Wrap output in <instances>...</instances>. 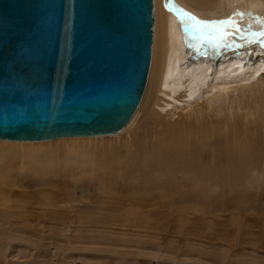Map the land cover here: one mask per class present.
Instances as JSON below:
<instances>
[{
  "label": "rangeland",
  "instance_id": "1",
  "mask_svg": "<svg viewBox=\"0 0 264 264\" xmlns=\"http://www.w3.org/2000/svg\"><path fill=\"white\" fill-rule=\"evenodd\" d=\"M179 3L168 0L193 19L182 29L195 51L212 35L194 38L196 30L222 4L205 11ZM156 13L155 0L150 71ZM218 37L222 48L204 77L188 52L178 60V91H159L155 78L144 101L147 82L117 134L0 138V264H264V43ZM238 49L243 64L232 61L243 57L230 54ZM211 117L222 120L217 142L219 130L203 127ZM210 140L223 165L204 161Z\"/></svg>",
  "mask_w": 264,
  "mask_h": 264
},
{
  "label": "water",
  "instance_id": "2",
  "mask_svg": "<svg viewBox=\"0 0 264 264\" xmlns=\"http://www.w3.org/2000/svg\"><path fill=\"white\" fill-rule=\"evenodd\" d=\"M155 0H0V138L117 134L148 82Z\"/></svg>",
  "mask_w": 264,
  "mask_h": 264
},
{
  "label": "bare ground",
  "instance_id": "3",
  "mask_svg": "<svg viewBox=\"0 0 264 264\" xmlns=\"http://www.w3.org/2000/svg\"><path fill=\"white\" fill-rule=\"evenodd\" d=\"M156 1H157V13H156L155 56H154L152 68L150 71L151 74H150V78L148 80V87H147L146 96H144V101L146 100L147 95L150 92V87L152 85L155 86V78H156V82H157L156 87H157V89L159 87V91H162V89H161L162 87H164L165 89H168L170 92L176 93L178 91L179 85L181 84L180 82L182 79V77H180V73L182 71L180 70V66H178V64L182 61H180L178 63V60L181 58L182 59L186 58V54L188 52L192 54V57H190V59L195 57V61H196L195 63H197V65L199 66L198 68L202 69L201 73L198 75V78H201V76L204 77L206 70L212 64L214 57L216 56L217 51H219V48H222V47H219V43L221 41L220 39H218V41L215 42V39H217L215 37H217V36H220L222 38V40H224V41L226 40L227 42L229 39L230 40L229 43H231V40L232 41L235 40V43H237V40L240 42L246 41L248 43H250L252 40H258V41H263V43H264V26H260L259 29H254V28L258 27L257 23L248 22L246 24V22H245L246 16L249 18H253V19L256 18V19H258L259 22H264V19H262L260 16L256 15L254 12H252V10L257 12V13L261 12L260 14L264 17V3L260 2L259 0H256V1L252 0V2L255 1L258 4V5H256L257 7L250 5L249 4L250 0H177L178 3L179 2L187 3V4H190L189 6H192L194 8H198V9H202L205 11L206 10L211 11V9H214L216 6H218V4H219V6L222 4V6H220L221 11L216 10L218 13H214V14L211 13V15H208L207 18L210 19L211 23H209L207 27H203L204 29L196 30L198 32L195 33L196 35L194 38L201 35L202 31H207L208 33H212V35L210 36L211 38L208 37L207 40H205L204 42H201V44H199L200 46H197L195 51H191L192 50L191 48L193 47V45H192L193 43L185 34H183L184 30L182 29L184 27V25L188 27L189 20L193 21V19H189L187 21H185L184 19H181V17H180V15L182 14V13H180L181 11L176 9V7H175V10L173 9L175 4L172 5L173 8L168 6V0H156ZM179 4H182V3H179ZM251 6H253L254 8H252ZM228 16L230 18L228 19V21H226V23L222 22V21L219 22V20L226 18ZM248 28H250V29H248ZM237 31L239 32V34L236 33ZM224 35H225V37H224ZM220 37H218V38H220ZM198 53H199V55H198ZM233 53H240V55L243 54L242 58L236 57V58L232 59V61L234 63L243 64L245 61L243 59H245V57L247 56L246 50L245 49H241V50L238 49V50L230 51V54H233ZM188 59H189V57H188ZM186 61H188V60H186ZM183 70H185V69L183 68ZM179 77H180V79H179ZM170 92L163 91V93H166L167 95L171 94ZM209 121H210L209 122L210 125L206 124L203 126L204 128H206L210 131L213 128L214 133L217 130H219L215 134L219 133L220 131H223L222 127H221V129L220 128H218L217 130L215 129L216 124L219 122H222V120H217V118L211 117V119ZM197 133H198V131H197ZM206 133H208V132H206ZM219 136H220V133H219ZM74 137H78V136H74ZM202 137H201V139H202ZM212 138H215V140H214L215 142L222 140V137L221 136L217 137V135L213 136ZM195 139L196 138H194V140ZM49 140H51V139H49ZM205 140H206V138H205ZM8 141H10V140H8ZM12 141H14V140H12ZM14 142H16V141H14ZM17 142H23V141H17ZM217 145H218V143H217ZM55 146H57V144ZM213 146H215V145H214L213 141H211V140L206 143V146H204V148L205 149L209 148V150L206 149V152L203 156V158L205 160L204 159L203 160L208 162V163H209V161L211 162L212 160H217L218 166H220L221 164L223 165V162H225L226 158L224 157V155H222V152L217 153L215 151L212 155L210 153V151H213V150H210V148L212 149ZM215 148H217V150H219V148L217 146H215ZM54 149H56V148H54ZM225 150H226V148H225ZM225 153H227V152H225Z\"/></svg>",
  "mask_w": 264,
  "mask_h": 264
}]
</instances>
